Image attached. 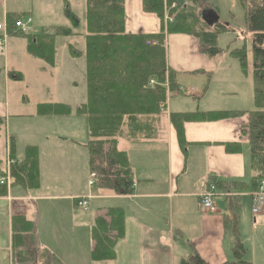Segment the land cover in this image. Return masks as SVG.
Wrapping results in <instances>:
<instances>
[{"label":"crops","instance_id":"crops-1","mask_svg":"<svg viewBox=\"0 0 264 264\" xmlns=\"http://www.w3.org/2000/svg\"><path fill=\"white\" fill-rule=\"evenodd\" d=\"M18 1L22 2L21 6L16 5ZM24 1L15 0L16 3L11 4L12 0H0L1 22L9 23L19 17L17 13L20 12L25 19H31L29 34L51 33L56 27L46 25V11L36 9L41 7L33 0ZM203 13L201 17H205L208 10ZM124 14L127 34L151 35L160 30L159 19L143 11L142 0H124ZM216 21L217 18L213 24ZM12 26L8 33L13 35H7V41L0 47V117L6 118L0 123V170L5 172L12 164L22 162L26 148L36 147L39 189L22 192L19 187H10L7 197L0 198V213L7 229L9 206L15 205L10 199L21 202L26 197L24 205L28 206L22 205V209L26 212L28 207L32 208L29 215L34 222V234L42 241L40 249L48 250L59 264H180L193 255L207 264H230L235 259L236 242L244 248V260L264 264V210L250 217L249 183L254 173L248 165L247 150L244 151L248 146L247 135L243 132L246 117L221 121L196 119L184 124L187 143L184 150L178 145L175 130L164 119L158 140L135 144L124 141L127 145L120 150L128 155L134 177L133 192L129 196H117L107 190H96L88 173L86 149L78 146L87 143L85 118L76 115L86 100L81 103L80 93L74 89L60 88L55 60L51 68L33 58L27 52V40L11 39L14 34L21 35ZM165 51L167 67L175 76L177 73L198 75L204 69L191 63L202 54L190 37H165ZM30 65L35 67L33 75L26 68ZM56 91H59L56 95L59 101H55ZM12 92L20 99L30 96L31 103L38 101L29 115L8 116ZM41 104L66 106L70 112L66 116L38 117L37 106ZM180 111L175 113H192ZM166 113L172 112L166 107ZM227 144L238 146L240 153H227L224 149ZM66 147L69 152L65 151ZM78 152L82 153V158L77 157ZM210 177L219 182L235 183V186L242 184L243 190L230 185L217 193L208 183ZM6 180L13 184L12 179L7 177ZM204 184L214 187L216 210L213 213L205 210L198 198L199 186ZM231 199L238 202L237 212L229 205ZM81 200L87 202L86 211L77 207ZM46 207L54 208L51 227L45 226L49 221ZM109 209L122 212L123 236L115 244L113 260L92 262L91 228L94 220ZM76 210L92 211L91 220L76 217ZM249 230L250 242L246 238ZM10 236L9 229L5 236L0 235V247L10 242ZM3 253L0 248V258Z\"/></svg>","mask_w":264,"mask_h":264},{"label":"trees","instance_id":"trees-1","mask_svg":"<svg viewBox=\"0 0 264 264\" xmlns=\"http://www.w3.org/2000/svg\"><path fill=\"white\" fill-rule=\"evenodd\" d=\"M244 10L248 30L252 34V73L255 109L247 112H224L201 114L166 113L170 94H178L175 73L167 67L165 37L183 35L197 43L201 54L214 57L220 53L217 39L231 30L218 21L209 26L202 19L204 10H211L212 0H142L144 12L155 15L160 21V30L151 35H132L125 32L124 0H85V60L86 103L78 108L76 115L85 118L87 143V168L91 185L96 190H107L117 196H129L133 192L134 177L127 154L118 150V141L141 143L158 140L161 117L167 115L168 122L176 132L178 145L185 149L183 125L196 119L221 121L247 118L243 130L248 138V165L254 173L249 190L251 194L264 189V0H235ZM173 7V8H172ZM72 15H70L71 17ZM172 17L167 23L164 18ZM14 23H17L15 20ZM13 23V24H14ZM73 25L77 22L73 18ZM68 30L54 28L51 33L42 31L27 36V52L34 58L53 65L54 40L67 35ZM73 55L77 52H71ZM231 56L245 68L244 50L232 51ZM70 109L55 104L37 106L39 116H66ZM3 121L0 117V123ZM227 153L238 152L235 145H224ZM37 151L27 147L22 162L12 164L9 173L13 187L24 191L36 190L39 185ZM0 177L6 178L8 175ZM93 182V183H92ZM210 185L216 192L235 183L210 177ZM242 191L243 186H235ZM9 187L0 184V198L8 195ZM231 192V190H230ZM239 193V192H236ZM229 200L234 212L238 202ZM85 201V200H81ZM80 202V201H79ZM78 202V203H79ZM87 210V202L85 210ZM11 220V258L13 264H33L39 257L50 264H59L46 249L35 251L34 223L24 216L15 215ZM123 214L119 209H109L97 217L91 228L93 247L92 262L114 259V247L123 236ZM24 248L25 251H19ZM244 248L236 242L234 262L251 264L243 259ZM180 264H207L197 255Z\"/></svg>","mask_w":264,"mask_h":264},{"label":"rangeland","instance_id":"rangeland-1","mask_svg":"<svg viewBox=\"0 0 264 264\" xmlns=\"http://www.w3.org/2000/svg\"><path fill=\"white\" fill-rule=\"evenodd\" d=\"M15 0H12L11 4H15ZM36 6L44 9L46 11L45 15L48 16L46 20V25L52 27H61L62 29H67V35L56 36L54 40V55L53 65L47 63L49 67L54 66V60L56 62L55 68L58 69V86L60 88L63 86V89L72 90L79 92V100L81 103L86 100V60H85V36H86V22H85V0H33ZM26 2V0L24 1ZM30 2V0H28ZM22 2L18 1L16 5L21 6ZM57 5V7H56ZM212 8L208 10V14L205 17H202L208 24H213V22L218 20L222 25H226L231 31L225 34H222L217 39V46L220 49V53L214 57H208L206 55H200L199 58L196 57L195 61L191 63H197L202 69L201 73L198 75H192L189 73H177L175 76V83L179 90L182 92L178 94H170L167 101V110L175 113L176 110H181L180 112H192L198 114H211V113H224V112H247L255 109L254 104V93H253V73H252V34L248 30L247 20L245 16V10L235 1V0H212ZM40 10L35 11L34 14L38 13ZM42 12V11H41ZM19 17L13 18L12 21L3 20L1 22L0 17V37L4 42L7 41V35H13L8 33V29L11 24L16 20L20 22L24 27V31L20 27H16L15 23L13 24V30L18 31L20 34H14L11 39H23L27 40V36L30 31H28V26L31 24V19H25L23 14L18 12ZM204 14V13H203ZM70 15H72L70 17ZM77 22V25H73V18ZM165 20V19H164ZM126 21V18H125ZM166 21V20H165ZM172 18H169L166 22L170 23ZM43 26V25H42ZM54 29V28H53ZM2 49L0 48V51ZM244 50L245 52V68L246 72L243 73L240 62L231 56L232 51ZM77 52L73 55L71 52ZM34 58V57H33ZM37 59V58H35ZM39 60V59H38ZM42 61V60H41ZM44 62V61H43ZM45 63V62H44ZM46 64V63H45ZM190 66L189 63H187ZM36 66H38L36 64ZM29 72L33 75L35 67L26 66ZM17 71V69L15 68ZM46 76L42 77L44 80ZM49 81L51 80L48 77ZM208 84V85H206ZM54 86L51 88L53 89ZM206 90L204 91V88ZM59 91L55 92V98ZM17 93L12 92L10 98V105L8 109V116L15 115H29L30 111L34 108L35 103H31L30 96L27 99L17 98ZM37 95V93H35ZM39 95V94H38ZM54 97V95H50ZM54 100V98H53ZM60 98H56L55 101H59ZM179 106V107H177ZM36 115L39 117L36 111ZM34 116V118H37ZM2 117V116H1ZM41 117V116H40ZM6 120V118L2 117ZM168 122L167 115L161 117V124L158 126L159 136L161 134V128L163 121ZM4 120V121H5ZM169 123V122H168ZM170 124V123H169ZM0 137H2V132H0ZM14 140V139H13ZM86 140V139H85ZM87 141V140H86ZM79 143V141H78ZM127 145L124 141H120L117 145L118 150H121L123 146ZM82 149L84 145L78 144ZM129 147H134L128 145ZM36 148V147H35ZM248 146L244 147V151L247 150ZM37 156H38V150ZM66 152H69V148H65ZM77 157L82 158V153L78 152ZM87 154V153H86ZM127 159H128V155ZM37 164L39 165V158H37ZM12 169L2 172V175H8V178L12 179L9 173H12ZM251 182V180H250ZM11 183V182H10ZM93 183V182H92ZM250 184V183H249ZM12 185L8 184L7 187ZM36 191L39 189V185L35 188ZM22 192L23 189L20 188ZM8 191V193H9ZM7 197V196H6ZM4 197V198H6ZM15 205H10V216L8 218L9 225L8 229L11 233V220L15 215L24 216L26 220H30V215L32 208L28 207L27 211L24 212L22 205L27 201L26 197L22 200L16 201L10 199ZM56 203V202H54ZM58 204V203H56ZM28 204L24 205L26 208ZM54 208L46 207L48 210L49 221L45 226L51 227V222L53 221L52 210ZM251 209V208H250ZM264 210V209H263ZM262 210V212H263ZM1 211V209H0ZM27 214L26 216L22 213ZM30 213V215H29ZM35 213V210H34ZM4 214V213H3ZM93 212L89 211L88 213L75 211L76 217L84 218L85 220L92 218ZM247 211L245 210V217ZM69 217L71 215L69 213ZM251 217V213H250ZM256 217V216H255ZM4 216L0 213V235L5 236L8 232L7 225H4ZM34 218V217H33ZM7 221V219H6ZM34 223V222H33ZM80 223H85L81 221ZM41 224H43L41 220ZM42 228V227H41ZM40 228V231H41ZM80 240L82 241L81 234ZM35 238V246L33 249L39 251L42 241L33 234ZM247 240L250 242V230L246 235ZM247 241V242H248ZM247 245V244H246ZM12 242L10 236V242L6 245H1V250L4 251L2 257L0 258V264H13L11 258ZM9 251V253L5 252ZM19 251H25L24 248H20ZM45 261L37 257L33 259V264H50L45 256Z\"/></svg>","mask_w":264,"mask_h":264},{"label":"built area","instance_id":"built-area-1","mask_svg":"<svg viewBox=\"0 0 264 264\" xmlns=\"http://www.w3.org/2000/svg\"><path fill=\"white\" fill-rule=\"evenodd\" d=\"M169 18H172V17L166 16L165 20L167 21ZM15 26L20 27L21 30L24 31V27L22 26L20 22L15 23ZM2 43H3V39L0 38V47L2 46ZM0 184L8 185V181L0 177ZM213 189H214L213 186L207 187L206 184H204V185L199 186V190L197 193L201 206L205 210L211 213L215 212L216 210V206L213 202ZM251 203H252L251 214L254 216L261 214L262 210L264 209V189H263L262 183L260 184L259 191L252 194ZM78 206L85 210V207H86L85 201H80L78 203Z\"/></svg>","mask_w":264,"mask_h":264}]
</instances>
